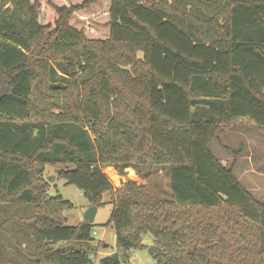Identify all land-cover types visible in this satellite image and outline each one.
Instances as JSON below:
<instances>
[{
	"label": "trees",
	"instance_id": "obj_1",
	"mask_svg": "<svg viewBox=\"0 0 264 264\" xmlns=\"http://www.w3.org/2000/svg\"><path fill=\"white\" fill-rule=\"evenodd\" d=\"M192 1L211 15L176 0H0V264H95L93 226H68L72 203L49 194L56 166L89 207L111 195L115 247L98 264L130 250L264 264V203L209 149L224 127L264 134V0ZM109 166L135 178L114 189Z\"/></svg>",
	"mask_w": 264,
	"mask_h": 264
},
{
	"label": "rangeland",
	"instance_id": "obj_2",
	"mask_svg": "<svg viewBox=\"0 0 264 264\" xmlns=\"http://www.w3.org/2000/svg\"><path fill=\"white\" fill-rule=\"evenodd\" d=\"M176 1L180 2L179 5L186 12L193 13L197 17L207 18L211 15L210 7H205L196 1ZM18 3L17 0L11 2L8 5L10 10L14 8L19 10L21 6ZM94 22L95 20L90 21L87 26H92ZM197 39L207 43L213 42L216 36L213 29L198 27ZM1 92L2 90L0 89ZM209 149L222 163L227 165L234 164V174L242 186L256 200L264 203V134L257 127L247 124H239L233 128L224 127L218 132L215 139L209 143ZM61 168L59 166L50 167L45 176L51 185L49 194L51 196H61L63 199L72 203L73 208L66 210L64 215L67 220V225L73 227L85 219V213L89 208V204L79 190L73 186L65 185L63 180L56 179V169ZM106 171V168H104L103 172L105 173ZM125 172V180L127 177L131 180L135 178L133 169H126ZM112 178L110 180H112L111 183L113 185L121 186L120 181L118 182ZM156 180L162 193L166 194L169 191V181L166 173L160 171L156 176ZM110 197V193L104 194L103 201L105 205L97 209L94 221L91 223L93 226L92 232H95L93 235L94 244L97 245L98 249L96 257L93 258L95 264H98L99 258L112 253L115 247L113 230L110 227H103L112 214ZM141 240L142 244L147 246L152 243L149 235H143ZM128 258L129 264H155L145 250H130L128 252Z\"/></svg>",
	"mask_w": 264,
	"mask_h": 264
},
{
	"label": "built area",
	"instance_id": "obj_3",
	"mask_svg": "<svg viewBox=\"0 0 264 264\" xmlns=\"http://www.w3.org/2000/svg\"><path fill=\"white\" fill-rule=\"evenodd\" d=\"M106 172L104 173L105 175H106V177L108 178V180H109V182L111 183V181L112 180H110L112 177L110 176V174H113L114 175V177L112 178V179H116V181H120L121 182V186H116V185H113L112 183H111V185L113 186V188L114 189H119V188H121L122 187V185L125 183V181L128 179V177H127V179L125 180V175H121V174H119L113 167H106ZM125 174H126V172H125ZM93 234H95V232H93Z\"/></svg>",
	"mask_w": 264,
	"mask_h": 264
},
{
	"label": "water",
	"instance_id": "obj_4",
	"mask_svg": "<svg viewBox=\"0 0 264 264\" xmlns=\"http://www.w3.org/2000/svg\"><path fill=\"white\" fill-rule=\"evenodd\" d=\"M97 208L96 207H89L88 210L85 213V219L89 222L92 223L95 218Z\"/></svg>",
	"mask_w": 264,
	"mask_h": 264
},
{
	"label": "bare ground",
	"instance_id": "obj_5",
	"mask_svg": "<svg viewBox=\"0 0 264 264\" xmlns=\"http://www.w3.org/2000/svg\"><path fill=\"white\" fill-rule=\"evenodd\" d=\"M111 175V177H113L114 175L113 174H110Z\"/></svg>",
	"mask_w": 264,
	"mask_h": 264
},
{
	"label": "crops",
	"instance_id": "obj_6",
	"mask_svg": "<svg viewBox=\"0 0 264 264\" xmlns=\"http://www.w3.org/2000/svg\"><path fill=\"white\" fill-rule=\"evenodd\" d=\"M94 235V234H93Z\"/></svg>",
	"mask_w": 264,
	"mask_h": 264
}]
</instances>
